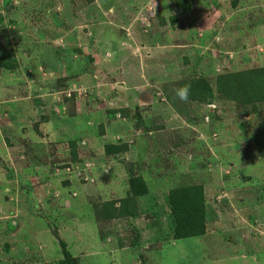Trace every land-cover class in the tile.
Listing matches in <instances>:
<instances>
[{
  "label": "rangeland",
  "instance_id": "rangeland-1",
  "mask_svg": "<svg viewBox=\"0 0 264 264\" xmlns=\"http://www.w3.org/2000/svg\"><path fill=\"white\" fill-rule=\"evenodd\" d=\"M189 1L0 0V264H264V102L217 88L264 67V0ZM196 78L213 98L177 95ZM134 176L135 215L98 218ZM186 186L206 229L177 240Z\"/></svg>",
  "mask_w": 264,
  "mask_h": 264
},
{
  "label": "trees",
  "instance_id": "trees-1",
  "mask_svg": "<svg viewBox=\"0 0 264 264\" xmlns=\"http://www.w3.org/2000/svg\"><path fill=\"white\" fill-rule=\"evenodd\" d=\"M99 1V0H98ZM177 7L184 12H189L191 3L189 0H174ZM140 12V14H138ZM150 12V11H149ZM148 8L143 5L137 16L132 17L133 21L140 16L147 18L149 16ZM134 13V14H136ZM131 17V12H125ZM177 21L174 19L173 23ZM141 23V21H138ZM147 25V22H143ZM0 66L7 69H13L15 64L8 63L5 59H0ZM184 91H187V98L206 102L214 97V89L209 82L204 79L196 78L190 83H185ZM218 91L228 99L239 103L254 105L264 102V67H257L247 71L238 72L232 75H222L217 78ZM76 141L72 142L75 145ZM126 150V145L107 144L105 153L107 156L118 155ZM74 159H77L75 149L72 150ZM129 194L123 200H120L119 207H116L115 201L106 202L103 205L96 206L98 218L110 221L117 217H131L135 215L136 198L149 193L148 185L142 176H134L129 179ZM172 214L176 220V229L174 238L179 240L187 237H198L205 234V201L202 188L200 186H186L172 189L169 194ZM61 200H55L59 204ZM26 207V205H25ZM27 208V207H26ZM49 223V222H48ZM101 239L105 235L100 232ZM63 251V264H76L74 254L69 250L67 243H60ZM62 263V262H61Z\"/></svg>",
  "mask_w": 264,
  "mask_h": 264
},
{
  "label": "clouds",
  "instance_id": "clouds-1",
  "mask_svg": "<svg viewBox=\"0 0 264 264\" xmlns=\"http://www.w3.org/2000/svg\"><path fill=\"white\" fill-rule=\"evenodd\" d=\"M177 95L181 98V99H186L187 98V91H177ZM67 243V242H65Z\"/></svg>",
  "mask_w": 264,
  "mask_h": 264
},
{
  "label": "built area",
  "instance_id": "built-area-1",
  "mask_svg": "<svg viewBox=\"0 0 264 264\" xmlns=\"http://www.w3.org/2000/svg\"><path fill=\"white\" fill-rule=\"evenodd\" d=\"M150 10H151V8H148V12H149ZM145 22H146V21H145ZM145 22H144V23H145Z\"/></svg>",
  "mask_w": 264,
  "mask_h": 264
},
{
  "label": "crops",
  "instance_id": "crops-1",
  "mask_svg": "<svg viewBox=\"0 0 264 264\" xmlns=\"http://www.w3.org/2000/svg\"><path fill=\"white\" fill-rule=\"evenodd\" d=\"M244 257V256H243Z\"/></svg>",
  "mask_w": 264,
  "mask_h": 264
}]
</instances>
